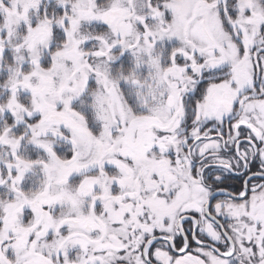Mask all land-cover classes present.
<instances>
[{"label": "snow or ice", "instance_id": "snow-or-ice-1", "mask_svg": "<svg viewBox=\"0 0 264 264\" xmlns=\"http://www.w3.org/2000/svg\"><path fill=\"white\" fill-rule=\"evenodd\" d=\"M0 264H264V0H0Z\"/></svg>", "mask_w": 264, "mask_h": 264}]
</instances>
